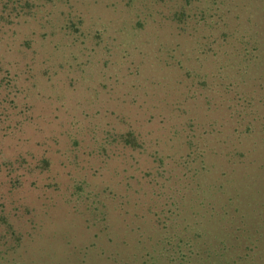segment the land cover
<instances>
[{
  "label": "rangeland",
  "instance_id": "obj_1",
  "mask_svg": "<svg viewBox=\"0 0 264 264\" xmlns=\"http://www.w3.org/2000/svg\"><path fill=\"white\" fill-rule=\"evenodd\" d=\"M0 264H264V0H0Z\"/></svg>",
  "mask_w": 264,
  "mask_h": 264
},
{
  "label": "trees",
  "instance_id": "obj_2",
  "mask_svg": "<svg viewBox=\"0 0 264 264\" xmlns=\"http://www.w3.org/2000/svg\"><path fill=\"white\" fill-rule=\"evenodd\" d=\"M123 141H124L126 144L131 145V144H133V143L136 141V139H135L132 135H126V136L123 137ZM246 247H247V245H245V246L243 247V249L245 250ZM246 252H247V249L245 250V253H246ZM239 258L242 259L243 257H241L240 254H239V255H237L236 257L234 256V258H233L231 261H233V263H235V262H237V261L239 260ZM243 259H245V258H243Z\"/></svg>",
  "mask_w": 264,
  "mask_h": 264
}]
</instances>
